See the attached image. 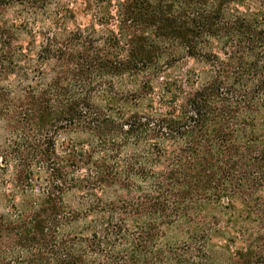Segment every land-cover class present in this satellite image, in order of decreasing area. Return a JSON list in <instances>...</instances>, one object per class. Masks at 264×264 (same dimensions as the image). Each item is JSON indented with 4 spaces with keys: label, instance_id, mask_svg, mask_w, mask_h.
Here are the masks:
<instances>
[{
    "label": "trees",
    "instance_id": "obj_1",
    "mask_svg": "<svg viewBox=\"0 0 264 264\" xmlns=\"http://www.w3.org/2000/svg\"><path fill=\"white\" fill-rule=\"evenodd\" d=\"M28 71L0 264H264V0H0V86Z\"/></svg>",
    "mask_w": 264,
    "mask_h": 264
},
{
    "label": "rangeland",
    "instance_id": "obj_2",
    "mask_svg": "<svg viewBox=\"0 0 264 264\" xmlns=\"http://www.w3.org/2000/svg\"><path fill=\"white\" fill-rule=\"evenodd\" d=\"M89 21V17H82V16H78L77 18V24H80V26L83 28L88 24ZM71 27V26H69ZM39 41V37H37ZM41 41V40H40ZM24 47L27 46V44L23 41L22 42ZM27 48H29L27 46ZM162 70H164L166 72L165 75H167V67L165 65H161ZM184 69H186V67H183ZM27 80L23 79L22 81L18 80V79H14L11 78V80L4 82L0 87H1V93L0 95L3 97H5V99L8 98V91L9 89H13V88H17V91H19L21 96L22 91H24V89H26V87H28L29 85H38L39 83V79L37 78L35 73H31L30 71L27 72ZM10 87V88H9ZM3 97V98H4ZM0 209H3L2 206L0 205Z\"/></svg>",
    "mask_w": 264,
    "mask_h": 264
},
{
    "label": "clouds",
    "instance_id": "obj_3",
    "mask_svg": "<svg viewBox=\"0 0 264 264\" xmlns=\"http://www.w3.org/2000/svg\"><path fill=\"white\" fill-rule=\"evenodd\" d=\"M233 7V9H235L236 7H237V5H233L232 6ZM249 7H251L250 5H248L247 3L245 4V8H249ZM254 10V9H253ZM242 11H243V9H242ZM237 15H239V13H237ZM12 123H14V121H12ZM20 135V133L19 132H17L15 135H11L10 133H5V137L6 138H8V137H10V139L11 140H15V139H17V137ZM33 135H34V133H33ZM37 139H39V137H37Z\"/></svg>",
    "mask_w": 264,
    "mask_h": 264
}]
</instances>
